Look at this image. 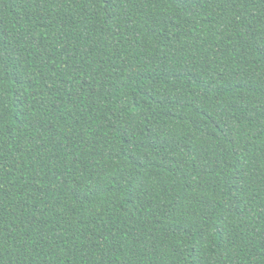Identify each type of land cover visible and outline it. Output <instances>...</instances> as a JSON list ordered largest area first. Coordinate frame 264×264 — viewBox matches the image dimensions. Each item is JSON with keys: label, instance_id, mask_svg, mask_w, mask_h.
<instances>
[{"label": "trees", "instance_id": "obj_1", "mask_svg": "<svg viewBox=\"0 0 264 264\" xmlns=\"http://www.w3.org/2000/svg\"><path fill=\"white\" fill-rule=\"evenodd\" d=\"M0 264H264V0H0Z\"/></svg>", "mask_w": 264, "mask_h": 264}]
</instances>
